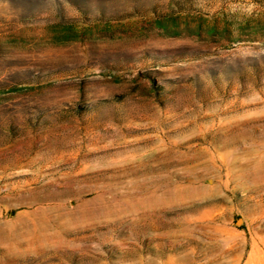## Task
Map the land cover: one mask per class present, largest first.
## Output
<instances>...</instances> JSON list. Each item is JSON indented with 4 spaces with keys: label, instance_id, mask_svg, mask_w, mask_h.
<instances>
[{
    "label": "rangeland",
    "instance_id": "obj_1",
    "mask_svg": "<svg viewBox=\"0 0 264 264\" xmlns=\"http://www.w3.org/2000/svg\"><path fill=\"white\" fill-rule=\"evenodd\" d=\"M0 264H264V0H0Z\"/></svg>",
    "mask_w": 264,
    "mask_h": 264
}]
</instances>
